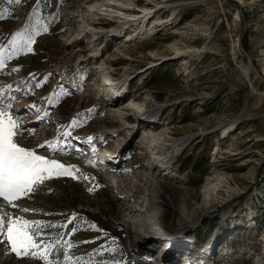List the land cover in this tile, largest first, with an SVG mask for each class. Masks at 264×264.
Instances as JSON below:
<instances>
[{"label": "rangeland", "instance_id": "374dc122", "mask_svg": "<svg viewBox=\"0 0 264 264\" xmlns=\"http://www.w3.org/2000/svg\"><path fill=\"white\" fill-rule=\"evenodd\" d=\"M40 2L46 14L60 3L57 20L9 59ZM0 13V108L34 123L20 146L49 140L37 155L79 169L8 206L51 222L47 260L65 264L67 249L70 264H264V0H0ZM72 136L103 147L104 168ZM0 243V264H46Z\"/></svg>", "mask_w": 264, "mask_h": 264}, {"label": "snow or ice", "instance_id": "6c2138e0", "mask_svg": "<svg viewBox=\"0 0 264 264\" xmlns=\"http://www.w3.org/2000/svg\"><path fill=\"white\" fill-rule=\"evenodd\" d=\"M0 18H2V13H0ZM43 30L47 31V28ZM35 34V29L32 33L14 32L9 41V44L12 45V51L8 53V58L11 59L19 51L31 52ZM5 48L6 46L0 45V66H3L4 63ZM15 70L13 69V71ZM36 87H40V84L38 83ZM28 107H36V105L33 104ZM37 119H42V117L37 116ZM74 126V124H69L63 130V136L68 137L70 134L67 128ZM60 130V126H58L57 132L59 133ZM25 131L29 130L23 127L18 117H14L0 108V198H2V203H0V241H3L6 236L8 248L4 250H10L17 256L31 254L33 258L46 261V264H59V261L47 260L45 256L46 253H51L53 245L46 239L47 232L42 230L53 226L51 222L22 219L20 215L9 212L7 209L8 206L16 208L19 197H29L30 194L39 191L40 187L43 186L45 174L48 176H72L73 171L79 172V169H76L75 165H65L56 160L47 159L45 156L37 155L34 148L50 144L51 141L49 140H45L43 144L35 145L34 148L20 146V139ZM88 139L91 140V137ZM73 178L77 177L74 176ZM84 179L87 180L89 177L85 174ZM19 210L25 213L29 211L28 208ZM71 223L72 217H69L68 223L64 227L67 228ZM59 235L65 236L71 235V233L60 232ZM64 243L68 244V247L72 246L67 241ZM2 247L3 244L0 243V248ZM100 247L103 248V245ZM39 248H43V251H36ZM64 256L65 264H70L67 249L64 250Z\"/></svg>", "mask_w": 264, "mask_h": 264}, {"label": "trees", "instance_id": "16d2710c", "mask_svg": "<svg viewBox=\"0 0 264 264\" xmlns=\"http://www.w3.org/2000/svg\"><path fill=\"white\" fill-rule=\"evenodd\" d=\"M37 5H39V9L34 8L27 15L24 27H22L20 32H32L34 29L41 30V29L48 28L54 25L55 21L57 20V12L60 7V3H57V7L55 8V10L49 14L45 13L46 8L48 7L47 5H44L41 2L38 3ZM120 241H121V238H120ZM124 252H125V249L121 242V243H118L117 245L112 246L110 253L106 251L99 252V253H103L99 257H105L104 256L105 254L118 255V254H123ZM100 259L102 260L105 258H100Z\"/></svg>", "mask_w": 264, "mask_h": 264}, {"label": "bare ground", "instance_id": "6f19581e", "mask_svg": "<svg viewBox=\"0 0 264 264\" xmlns=\"http://www.w3.org/2000/svg\"><path fill=\"white\" fill-rule=\"evenodd\" d=\"M106 1H108V0H106ZM124 6V5H123ZM84 14V13H83ZM148 15V14H147ZM130 17V14H126V13H121L120 14V18H123V19H125L126 20V22L128 23L129 21H132V23H135V21H136V19H130L129 18ZM147 17V16H146ZM83 19H84V17H83ZM126 22H124V24H123V22L121 23V25H119V29H123V27L124 26H122V24L123 25H126L127 23ZM126 23V24H125ZM129 26H131V24H129ZM153 26V25H152ZM151 26V27H152ZM131 28H133V27H130V29ZM133 29H135V28H133ZM133 29H131V31H133ZM124 36V35H123ZM125 36H126V39H130L131 38V34H130V32H128V33H126L125 34ZM175 51L177 52L178 51V49L177 48H175ZM108 73H105L101 78L102 79H100V81H98V86L99 85H104V82H110V80H109V77H108V75H107ZM102 80V81H101ZM120 92V91H119ZM116 101H118V100H115V102ZM114 102V101H113ZM116 106V105H115ZM148 113H151V112H148ZM34 125V123H30L28 126H33ZM30 127H29V130H30ZM148 133H150L152 136H155V133H154V131L153 130H150V131H147L146 132V130H145V135H144V138L145 137H147L148 136ZM144 134V133H143ZM166 140H168V139H166ZM177 141H179V139H177V140H174L173 142H168V145H170V146H174V147H176V146H178L179 145V143H177ZM101 149H104L103 147H101ZM106 151V150H105ZM106 152H108V151H106ZM156 152H161L159 149H157L156 150ZM103 158L106 160V162L108 161V158L107 157H104L103 156ZM168 162V161H167ZM220 178H221V176H219L218 175V177H217V181H218V183H220ZM157 191L159 190V191H161V188H158V189H156ZM155 192V191H154ZM146 209H147V207H146ZM187 212V210H186V207H183V209H182V214L183 215H185V213ZM194 221H196V219L195 220H193L191 223H193ZM160 221L159 220H156V219H154L153 220V222H151V224H150V226H152L153 228H159L160 227V229H164V227H163V224L162 223H159ZM160 225V226H159ZM263 239H264V237H263Z\"/></svg>", "mask_w": 264, "mask_h": 264}]
</instances>
